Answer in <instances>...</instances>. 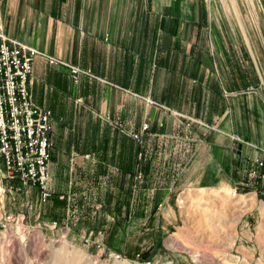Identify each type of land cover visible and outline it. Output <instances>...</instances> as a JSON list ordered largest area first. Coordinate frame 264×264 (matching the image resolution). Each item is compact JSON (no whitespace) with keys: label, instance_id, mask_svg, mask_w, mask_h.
<instances>
[{"label":"crops","instance_id":"crops-1","mask_svg":"<svg viewBox=\"0 0 264 264\" xmlns=\"http://www.w3.org/2000/svg\"><path fill=\"white\" fill-rule=\"evenodd\" d=\"M250 3L0 1L7 37L90 70L98 78L81 76L75 84L66 68L50 66L41 57L33 61V102L52 112V198L42 204L43 216L49 209L57 226H75L81 232V225H87L88 230L92 220L101 216L119 220L172 218L183 201L203 200V195L195 200V192L232 191L229 186L239 179L237 173L244 171V160L262 157L248 147L238 150L239 142L233 138L263 149L264 138L257 139L250 129L235 126V100L221 98L219 82L205 78L213 71L203 66L204 44L226 40L223 32L234 34L235 14L248 12L251 17L253 0ZM197 54L201 65L194 59ZM154 57L164 60L160 69L167 76L156 88L145 84L140 74V61ZM245 104L250 117L251 99L243 100ZM171 112L214 124L213 132L203 138L207 148L188 150L184 142L189 136L187 128ZM145 123L149 130L141 133ZM133 133L142 135L143 159ZM184 187L189 189L181 193ZM34 192L38 193L32 189ZM248 200L253 203L250 207L263 210L253 194Z\"/></svg>","mask_w":264,"mask_h":264},{"label":"rangeland","instance_id":"rangeland-1","mask_svg":"<svg viewBox=\"0 0 264 264\" xmlns=\"http://www.w3.org/2000/svg\"><path fill=\"white\" fill-rule=\"evenodd\" d=\"M247 2L251 4V0ZM253 2L249 5L251 17L248 12L235 14L234 34L222 31L226 40L204 44L207 54L203 66L213 71V75H205V78L222 86L221 98L235 100V126L243 130L246 127L252 136L263 139L264 0ZM229 38H233L232 41H227ZM197 56L194 59L201 65L200 54ZM163 61L156 57L140 61L141 80L145 84L156 88V84L167 79L160 69ZM233 85L234 88L228 87ZM249 98L252 101L250 117L247 104L246 113L243 106V100L247 102ZM171 113L182 119L187 128L189 136L184 142L188 150L196 152L199 148H207L203 138L213 132L214 124L199 123L195 117ZM238 144L237 149H242L244 145ZM237 176L236 183L229 186L233 192L228 188L195 192L194 199L203 195V200L181 201L172 218H121L122 225L118 226V218L101 216L92 220L88 230L87 225H81V232L75 226L58 225L52 229L54 221L49 209L43 216L39 193H31V190L27 194H6L0 204L4 206L0 212V264H264L261 185L255 182L253 187L246 186L245 170ZM186 189L189 187H184L181 193ZM249 194H253L262 206L261 212L248 205L251 202ZM4 215L24 216V220L21 226L2 228Z\"/></svg>","mask_w":264,"mask_h":264},{"label":"built area","instance_id":"built-area-1","mask_svg":"<svg viewBox=\"0 0 264 264\" xmlns=\"http://www.w3.org/2000/svg\"><path fill=\"white\" fill-rule=\"evenodd\" d=\"M36 57L43 58L50 66H60L69 70L75 84L79 82L81 76L98 79L90 70L70 65L7 37L0 14V204L3 203L6 194L9 196L27 194L32 189L37 190L42 204L52 198L49 187L52 112L38 106L32 99L31 78ZM148 102L155 104L149 100ZM148 130V124L141 126V133ZM131 136L141 147L139 157L143 159L142 135L133 133ZM233 139L261 153L260 159L250 160L248 166H244L247 177L245 185L253 187L255 182L260 183V195L264 196V149L249 141ZM244 162L246 163L245 160ZM137 178L141 179V175ZM3 207L0 205V212ZM23 220L24 216L14 218L13 215H4L1 226L2 228L21 226ZM56 226L57 222L51 223L52 229Z\"/></svg>","mask_w":264,"mask_h":264},{"label":"trees","instance_id":"trees-1","mask_svg":"<svg viewBox=\"0 0 264 264\" xmlns=\"http://www.w3.org/2000/svg\"><path fill=\"white\" fill-rule=\"evenodd\" d=\"M247 191H245L244 193H246ZM262 199H263V201H264V197H262ZM116 223V222H115ZM117 224H118V226H121L122 225V220H119L118 222H117Z\"/></svg>","mask_w":264,"mask_h":264},{"label":"bare ground","instance_id":"bare-ground-1","mask_svg":"<svg viewBox=\"0 0 264 264\" xmlns=\"http://www.w3.org/2000/svg\"><path fill=\"white\" fill-rule=\"evenodd\" d=\"M248 205H251V206H253V203L252 202H248ZM70 264V263H69Z\"/></svg>","mask_w":264,"mask_h":264}]
</instances>
